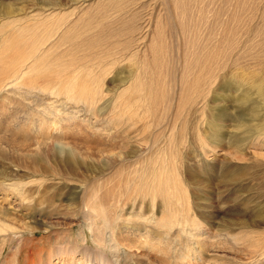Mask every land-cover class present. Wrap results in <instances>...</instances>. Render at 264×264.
Returning a JSON list of instances; mask_svg holds the SVG:
<instances>
[{
  "label": "rangeland",
  "instance_id": "rangeland-1",
  "mask_svg": "<svg viewBox=\"0 0 264 264\" xmlns=\"http://www.w3.org/2000/svg\"><path fill=\"white\" fill-rule=\"evenodd\" d=\"M0 210V264H264V0H0Z\"/></svg>",
  "mask_w": 264,
  "mask_h": 264
},
{
  "label": "bare ground",
  "instance_id": "bare-ground-1",
  "mask_svg": "<svg viewBox=\"0 0 264 264\" xmlns=\"http://www.w3.org/2000/svg\"><path fill=\"white\" fill-rule=\"evenodd\" d=\"M70 34H71V33H69L68 36H69ZM76 45L78 46V48L81 47V46H80L81 44H76ZM82 45H83V44H82ZM83 46H85V45H83ZM83 46H82V47H83ZM85 47H87V46H85ZM78 50H79V49H72V53H71V57H72V58H71L70 60H68V64H67V66L73 64V62H75V61L77 60V59L75 60V58H76V54L78 53ZM80 61H81V60H80ZM62 65H63V64L61 63L60 66H62ZM44 110H47V109L44 108ZM52 119H53V118H52ZM39 121H41V122H39L40 125H43L44 123L47 122V120H45L43 117H40ZM54 122H55L54 120H50V123H49V124H44V125H49V126H50V125L54 124ZM55 123H56V122H55ZM56 124H57V123H56ZM56 124H55V125H56ZM50 127H51V126H50ZM52 132H53V131H52ZM55 133H56V132H54L53 134H51V133H49V134L47 133V134H48V135H55ZM44 144H45L44 146H45L46 149L48 150V149H50L51 147H53V144H54V143H53L52 141H45ZM4 182H5V181H3L2 183H4ZM2 183H1V184H2ZM4 186L6 187V185H4ZM10 187L16 190L17 188L20 187V184H14V183L11 182V183H10ZM4 210H5V209H4ZM0 213L4 214V211L2 212V210H0ZM2 231H4V230H2L1 227H0V232H2Z\"/></svg>",
  "mask_w": 264,
  "mask_h": 264
}]
</instances>
